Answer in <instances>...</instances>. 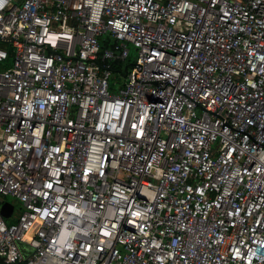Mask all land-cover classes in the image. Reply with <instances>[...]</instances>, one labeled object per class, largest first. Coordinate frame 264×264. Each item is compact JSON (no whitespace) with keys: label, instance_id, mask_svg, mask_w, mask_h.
<instances>
[{"label":"built area","instance_id":"2783aa9c","mask_svg":"<svg viewBox=\"0 0 264 264\" xmlns=\"http://www.w3.org/2000/svg\"><path fill=\"white\" fill-rule=\"evenodd\" d=\"M5 203L0 264H264V0H0Z\"/></svg>","mask_w":264,"mask_h":264},{"label":"rangeland","instance_id":"374dc122","mask_svg":"<svg viewBox=\"0 0 264 264\" xmlns=\"http://www.w3.org/2000/svg\"><path fill=\"white\" fill-rule=\"evenodd\" d=\"M5 63H6V65L8 66L9 63H10V58H8V59L6 60ZM122 80H123V78L120 77V80H119L118 82L121 84ZM116 81H117V80H116ZM110 82H111V80H110ZM4 200H5L7 203L11 204L12 207H13L12 214H11V216L8 218V220H13L14 217H15V215H16V213H17V211H18L19 204H18L17 201H15L14 199H12V198H10V197H5Z\"/></svg>","mask_w":264,"mask_h":264},{"label":"water","instance_id":"95a60500","mask_svg":"<svg viewBox=\"0 0 264 264\" xmlns=\"http://www.w3.org/2000/svg\"><path fill=\"white\" fill-rule=\"evenodd\" d=\"M11 206L9 205V204H7V203H5V204H2L1 205V208H0V213H1V216L4 218V219H6V218H8L9 217V214H10V212H11Z\"/></svg>","mask_w":264,"mask_h":264},{"label":"trees","instance_id":"16d2710c","mask_svg":"<svg viewBox=\"0 0 264 264\" xmlns=\"http://www.w3.org/2000/svg\"><path fill=\"white\" fill-rule=\"evenodd\" d=\"M104 48V43L103 44H101V49H103Z\"/></svg>","mask_w":264,"mask_h":264}]
</instances>
